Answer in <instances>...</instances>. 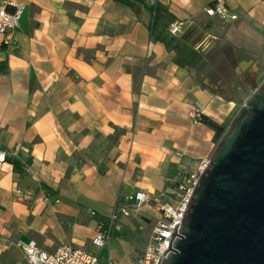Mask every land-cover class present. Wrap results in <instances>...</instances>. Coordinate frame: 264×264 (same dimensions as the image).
<instances>
[{
  "label": "crops",
  "instance_id": "1",
  "mask_svg": "<svg viewBox=\"0 0 264 264\" xmlns=\"http://www.w3.org/2000/svg\"><path fill=\"white\" fill-rule=\"evenodd\" d=\"M213 1L0 0L26 5L13 43L0 33V149L17 153L0 161V264H28L18 240L93 248L118 197L143 190L156 201L96 249L140 264L158 202L221 139L192 109L226 130L264 81V0H225L234 20L207 14Z\"/></svg>",
  "mask_w": 264,
  "mask_h": 264
},
{
  "label": "water",
  "instance_id": "2",
  "mask_svg": "<svg viewBox=\"0 0 264 264\" xmlns=\"http://www.w3.org/2000/svg\"><path fill=\"white\" fill-rule=\"evenodd\" d=\"M175 237L162 264H264V81L222 135Z\"/></svg>",
  "mask_w": 264,
  "mask_h": 264
},
{
  "label": "built area",
  "instance_id": "3",
  "mask_svg": "<svg viewBox=\"0 0 264 264\" xmlns=\"http://www.w3.org/2000/svg\"><path fill=\"white\" fill-rule=\"evenodd\" d=\"M13 10L7 7L0 9V33L3 35V45L9 46L13 43L14 32L20 26L22 15L26 9L23 3H11ZM209 15H218L224 20H234L238 17L232 13L225 0H215L206 8ZM183 21H173L168 26V32L175 35L183 26ZM194 123L204 121V115L198 107H194L190 113ZM17 153L12 150L0 149V161H7L14 158ZM211 159H202L196 169L187 175H184L174 187V194L168 195L169 200L158 202L160 216L155 222L151 237L147 243L140 264H162L164 259L173 251L175 232H179L189 210L195 189L201 176L206 172ZM29 164L22 165V171H29ZM177 178L173 181L175 182ZM46 194L49 192L46 191ZM167 196L160 193L157 198ZM152 201H156L151 194L139 190L131 194L120 195L112 214L99 221L96 229V235L93 238V248L78 247L73 244H63L55 251H47L40 248L36 241L18 240L15 245L21 248L26 256L28 264H110L103 261L96 249L104 247L108 239L115 230L120 229L119 218L122 215L129 216L132 213V207L140 210ZM130 203H132L130 205Z\"/></svg>",
  "mask_w": 264,
  "mask_h": 264
},
{
  "label": "trees",
  "instance_id": "4",
  "mask_svg": "<svg viewBox=\"0 0 264 264\" xmlns=\"http://www.w3.org/2000/svg\"><path fill=\"white\" fill-rule=\"evenodd\" d=\"M119 2H122L124 4H128L130 6H134L136 4V2H141V3H145V0H116ZM151 11L154 14V25H157L159 22V18H166L167 17V12L163 9V7L159 4H156L154 6L151 7ZM204 122L208 123L212 128H214V130L216 131V140L218 141L222 134L224 133L225 127L224 125H220L210 119H205L204 117ZM16 166L19 168L18 164H16ZM21 170H22V166H21Z\"/></svg>",
  "mask_w": 264,
  "mask_h": 264
}]
</instances>
